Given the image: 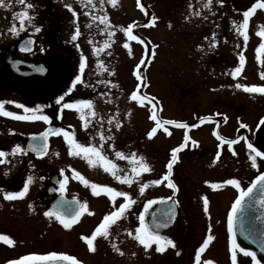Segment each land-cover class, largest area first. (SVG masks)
Masks as SVG:
<instances>
[{
  "label": "flooded vegetation",
  "instance_id": "af4514ba",
  "mask_svg": "<svg viewBox=\"0 0 264 264\" xmlns=\"http://www.w3.org/2000/svg\"><path fill=\"white\" fill-rule=\"evenodd\" d=\"M163 1L167 2L163 7L164 13L169 14L173 21L171 31L177 33L174 35L175 39L160 42L161 46L151 56L143 54V42L139 40L140 53L137 65L144 56H148V61L151 57L150 60L153 61L158 74H162L161 70L165 71V75L162 74L161 78L164 81L168 79V88L173 91L171 97H176L174 90L189 87L190 93L182 94L191 99L188 101L189 104L179 105L180 108L176 110L190 113L202 108L205 112H209L203 118L212 119L207 123H200L201 118H198L195 121H177L188 124V128L163 125L164 120L174 119L170 118V115L161 117L157 104H148L145 101L141 104L133 101L131 95L128 96L122 86L116 66L112 65L113 57L123 56L122 49H125L124 40H127V34L123 31L118 45H112L110 41V46L97 55L93 49L102 47L104 40L109 37L102 31L105 25L103 28L100 25L96 30L98 36L99 32L102 34L96 40L97 34L95 31L92 32L89 26L90 23L93 27L96 24L90 16L81 17L78 13V19L75 17L72 20L73 26L66 24L62 32L65 34L70 31L68 39L56 40L55 22L50 18L55 10L49 8V2L46 0L38 8L40 16H43V20L47 18L49 23V32H44L40 46L42 53L40 59L36 58L37 52L34 48L30 53L18 52L17 44L20 40L6 45L0 43V100H14L30 109L40 106L37 114L50 117V120L45 122L22 121L0 115V128L4 129L3 134L9 139L8 145H11L12 140L17 137L18 133L15 129L21 126L35 128V131L26 134V139L37 136L49 128H63L74 134L80 143L97 146L100 143L97 132L103 131L106 136H114V140L105 142L106 145L114 144L117 150L126 154L135 152L138 156H143L151 166V171L142 173L141 177L134 179L131 185L124 184L116 180L110 172L105 171L101 163L97 162L90 166L83 154L69 155V145L63 135L55 134L49 135L48 152L43 157H37L33 153L14 157L8 153L4 158L7 162L0 164V234L10 236L14 243L6 245L0 241V264H7L9 260L25 255H43L51 251L72 255L81 264H196L195 253L209 235L213 236V239L201 253L200 264H205V261H211L212 264H232V236L227 227V220L239 191L225 181L238 179L241 187L246 189L255 176L264 171V158H257L258 167L253 168L249 158L251 150L247 148V144L252 143L255 148L264 151L257 144L258 129L262 125L260 121L264 118V94L249 93L235 86L236 84L264 86V51L259 54L256 51L258 46L264 43V37L257 35V32L264 31V25L259 23L264 19V9L258 8L250 16L246 30L249 39L245 42L237 28L243 21L242 13L255 3V0H250L248 6L246 4L241 6L240 0H223L222 4L219 0H213L210 8L203 7L207 0ZM94 3L98 4L99 1L94 0ZM127 3L126 1V5ZM122 4L123 0H117L115 6L108 3L117 13L125 11ZM156 4L157 9L154 3L146 6L145 0H139V4L138 0L133 1L136 13L140 17H148L147 25L152 24L153 17L155 24L159 21L157 13L163 3ZM105 7L109 8L105 4L100 5L101 10H105ZM16 11L19 9L14 10ZM195 12H200L199 20L193 17ZM64 14H66L64 17L69 16V12L64 11ZM180 17L184 18L183 24ZM65 20L70 22L71 19L65 18ZM132 25L134 32L137 24ZM0 26L11 27L10 23H3ZM76 27H79L81 35L73 41L71 36ZM126 27L127 25L124 28ZM213 32L216 33L215 46L212 42ZM176 36H181L183 39L178 40ZM162 49L164 51H161ZM157 53L161 55L160 58H157ZM241 55L245 57V62L240 73L233 76L234 70L240 67ZM9 56L12 60L22 63L41 64L45 70L37 73L30 70L29 66L22 65L18 67L16 73L8 72L4 60ZM81 56L86 57L83 74L85 83H77L73 88L72 82L79 74ZM99 61L104 62V69L99 68ZM180 61L182 66L178 67ZM150 66L151 64L147 65L145 70L147 71ZM138 84L139 80L136 77L133 91L137 92ZM69 89L72 91L69 92ZM143 91L141 96L144 97ZM65 93L68 94L64 101L58 105L57 98ZM81 99L92 100L97 112V117H88L91 123L87 129L80 118V112L74 108H61L63 103ZM144 105L152 110L146 117ZM176 106L177 104L174 105ZM4 107L5 110L20 115L31 114L25 113L22 108L14 104L6 103ZM242 111L257 112L260 115L240 122L237 114ZM154 113L157 120L161 121L162 127L149 138L148 133L156 126V121L151 119ZM218 113L221 115H217ZM109 119H112V124L108 123ZM116 120L121 123L119 129L115 127ZM241 124H246L247 127H241ZM164 128L168 131L165 132ZM176 129L182 131L178 145L171 143L163 145L161 153L160 136L164 140L171 141L174 132H177ZM215 132L224 140H237V143L230 147L226 143L221 144V141L215 139ZM185 135L189 140L177 153V160L173 164L170 179L176 185V189H172L167 186V181L163 177L168 171L166 165L171 159L172 149L185 143ZM0 140L6 143L3 137H0ZM193 141L196 143L193 144ZM104 152L121 169L130 172L131 166L128 161L116 158L111 147L105 146ZM217 153L220 154L219 158ZM15 165H18V170H14ZM73 169L91 183L128 192L136 201L127 214L111 227L109 238H97L94 242L96 248L94 252L88 249L82 236L91 235L103 222V217L125 201L123 197H117L113 201L103 192L94 195L90 184L85 185L73 177ZM29 175L35 179L23 198L14 200L4 198L6 191H20ZM17 176L19 177L16 178ZM65 177L68 178V183L66 191L61 194L58 191V181ZM155 179H161V183L150 184L144 193L140 194V184ZM73 197L81 202L86 201L88 211L71 228L65 229L54 217L49 218L44 215L52 204L61 200L72 201ZM205 198L208 201L207 211L204 210ZM150 199L157 201L152 206L162 201H170L175 207L173 208L175 216L171 219H161L158 212L145 215L147 225L153 224V216L162 222L167 220V227L158 231L172 239L175 248L168 247L163 253L155 251V245L145 251L134 239V230L139 226V214ZM74 208L75 205L64 206L63 211L70 213ZM130 231L133 232L131 236L128 234ZM113 244L123 255L112 247ZM236 254L237 264H253L252 258L243 255L238 249Z\"/></svg>",
  "mask_w": 264,
  "mask_h": 264
},
{
  "label": "snow or ice",
  "instance_id": "6c2138e0",
  "mask_svg": "<svg viewBox=\"0 0 264 264\" xmlns=\"http://www.w3.org/2000/svg\"><path fill=\"white\" fill-rule=\"evenodd\" d=\"M78 2L81 4L82 7L94 9L96 7V4L94 3V0H78ZM213 0H207L206 3H204V8H210L212 5ZM219 2L222 4L223 0H219ZM104 0H100V4L103 5ZM108 3L112 4L113 6L116 5L117 0H108ZM13 4L20 6V10L13 13V19L18 20L19 24L13 23L9 29V31L13 35H19L20 31H23L26 27V25H32L34 28V31L38 33L40 31L39 27H36L33 24L34 16L31 13V10L34 9V4L30 2V0H0V8L9 9L13 7ZM139 4V0H138ZM65 7L72 12L73 16L78 19V13L73 9L71 3H66ZM191 7V5H190ZM264 9V2H261V0H256L255 3L251 5L246 11L242 13L243 15V21L237 28V31L240 32V34L243 36L245 42L249 39L247 35V28L249 26V18L250 16L258 9ZM86 16H90L92 21H99L100 24L105 25V28L102 30L107 33L109 39L104 40L102 47L94 48L93 51L99 55L100 52H102L104 49L108 48L110 46V39L112 37V32L109 31L110 27V21L107 15H96L92 12H85ZM195 15H200V12H195ZM207 19V17H205ZM155 21V17H153V23ZM235 23V22H233ZM90 26V25H89ZM133 25L129 24L126 28L123 29V31L127 34L128 38L131 40H138L139 37L136 35H133L132 32ZM81 35L79 27H76L74 34L71 36V39L73 41H76L78 37ZM257 35L264 37V31L257 32ZM205 39H208V37H205ZM92 43V41H89ZM212 42L213 46L216 44V33H212ZM34 44V40L31 38L21 46V51L23 52H31L32 51V45ZM125 48L128 47V44L124 45ZM257 53H261L264 51V43H261L258 48L256 49ZM259 59V55L257 56ZM240 60V67H237L234 72L232 73L233 76L240 73L241 68L243 67V64L245 62V57L241 55L239 57ZM98 66L100 69H104V62L99 61ZM86 68V57L81 56L80 63H79V74L76 75L75 79L72 82L73 88L77 85V83H85L83 80V74L85 72ZM45 69L43 67H36V71L43 72ZM110 83V82H108ZM91 86V85H88ZM237 88H243L244 91L249 93H259L264 94V86H257V85H241L236 84ZM69 92L72 91V89L68 90ZM68 93H65L64 95L57 98L56 103L58 105L61 104V101H64L65 96ZM101 95H104V93H101ZM131 99L133 101H138L141 104H143V101L145 97L140 96L137 94L136 91H133L131 93ZM149 103H151L152 98H148ZM14 104L18 108H22L25 113H31V114H25L20 115L12 111L5 110V104ZM62 109H75L76 111L81 113V120L84 121V127L87 129L89 123L91 121L88 119V117H97V112L95 111L94 102L90 99H81L77 100L75 102L71 103H63L61 105ZM87 110V112H85ZM40 111V106H36L35 108H28L23 104L17 103L16 101H4L0 100V115L13 118L16 120H22V121H35V120H43L45 122L50 120V117L47 115H38L37 113ZM221 115V114H217ZM101 119H103L101 117ZM151 119L156 121V126L151 129V131L148 133L149 138L153 136L157 132L159 128L162 127L161 121L157 120V117L155 113L152 115ZM225 119H227L225 117ZM112 119L108 120L109 124H112ZM261 124H264V118L260 121ZM163 125H176L180 128H188L189 125L185 123H178L174 120H164ZM195 126V125H193ZM115 127L119 129L121 127V123L119 120H116ZM241 127H247L246 124H241ZM101 128H103V124H101ZM110 131V130H109ZM164 131L167 132L168 129L164 128ZM51 134L55 135H63L65 141L69 145V155H75L80 156L83 154V156L88 160L89 165L92 166L94 163H101L104 167V170L107 172H110L116 180L131 185L133 183L134 179H139L142 175V173H146L151 171V166L147 163L146 159L143 156H138L137 153L131 152L130 154H126L124 151L117 150L116 146L114 144H105L106 141H112L114 140L113 135H105L103 131H98L97 134L99 135V146L95 144H83L80 143L74 136V134L69 133L63 128H49L46 129L43 133L39 134V137L33 136L32 140L36 141L39 139L40 143H29L27 146V149L22 147L20 144H16L14 147L11 148V154L17 155V154H23L26 155L28 151H31L35 153L37 156L43 157L47 154L49 144H48V137ZM217 135V138L221 140L222 142L226 143L229 147L235 143H237V140H227L225 141L223 137L219 136L218 133H214ZM185 143L180 144L177 148L172 149V156L169 162L167 163V173L163 177L164 180L167 181V186L172 189H176V185L172 182L170 179L172 175V168L173 164L177 160V153L180 152L185 146L187 141L189 140V137L185 135ZM196 142L193 141V144ZM105 146L111 147L114 152V156L116 158L126 160L130 164V172L127 169H121L119 165H117L112 159L108 157V155L104 152ZM247 148L251 150L250 154V160L252 161L251 166L253 168H257V158H264V151L258 150L253 146L252 143L247 144ZM235 154V153H234ZM8 153H6L3 150H0V164L6 163V159H4ZM219 153H217V158H219ZM34 167V165H33ZM73 171V177L76 179H79L82 181L85 185L91 186V189L93 191L94 195H100L102 192L109 195V197L115 201L117 197H123L124 203L119 204V206L109 214L105 215L103 217V222L99 224L98 227L91 233V235L82 236V239L86 242L87 247L90 251H95L96 248L94 246V242L97 240L98 237L100 238H109L110 236V229L113 225L117 223V221L124 217L127 214V211L132 207L133 204L136 203L135 200L132 199L130 194L125 191H118L115 188L108 187V186H101L95 183H91L88 180H86L79 172H77L75 169ZM122 173V174H121ZM61 175H63V170H61ZM34 177L29 175L27 176L23 188L20 191H6L4 192V198L7 200H14L17 198H23L25 194L29 191V185L34 182ZM40 179H43V177H40ZM59 183V189L58 191L63 194L64 191H66V185L68 183V178L65 177L63 180L58 181ZM161 183V179H155L151 180L148 183H141L139 187L140 194H143L144 191L149 187V185H159ZM226 184L233 185L238 191L239 195L235 199V202L231 206V212L228 214V230L229 232H233V224H234V217L236 214L240 211H242V205L246 197H250L254 191L257 189L259 190V198L256 201L260 206L264 207V171L259 172L258 175L255 176V178L251 181L249 186L245 189L241 187V182L238 179H229L225 181ZM213 187H216V185H213ZM157 203L156 200H147V202L144 204V210L139 214V226L135 228L134 230V239L147 251L148 249L152 248L153 245H155V251L159 253H163L166 251L168 247L175 248V242L170 239L169 237L162 235L158 229L167 227V220L161 221L160 219L153 216V224L147 225L145 224V215L148 213L149 208L153 204ZM207 198L204 199V205H205V211H207ZM72 205H75V208L72 212L66 213L63 211L64 206L71 207ZM88 211L87 202H81L76 199V197H73L72 201L67 200H61L54 204L51 209L44 212V215L49 218H55L65 229L71 228V226L78 222L79 218ZM166 216H168V219H171V216L168 213H165ZM257 219H260L258 217ZM130 236L133 235V232L128 233ZM213 239V236L209 235L207 239L203 241V244L201 247L196 251L195 253V260L196 264H200L201 259V253L205 250V248L208 246L209 242ZM245 239H252L251 234H245ZM260 239H261V251H264V232L260 233ZM0 241H2L6 245H12L14 243L13 239L10 238L8 235H2L0 234ZM255 242V240H253ZM232 245V264H237V249L243 253V255L251 257L253 264H260V261L257 259V254L254 251H250L246 248L241 247L239 244H237L235 239V234H233V238L231 240ZM112 247L116 249L117 252H119L121 255L123 253L120 251V249L113 244ZM179 254V253H178ZM7 264H81V262L74 256L51 251L43 255H37V254H30L25 255L22 257H19L18 259L9 260ZM205 264H212L211 261H205Z\"/></svg>",
  "mask_w": 264,
  "mask_h": 264
},
{
  "label": "rangeland",
  "instance_id": "374dc122",
  "mask_svg": "<svg viewBox=\"0 0 264 264\" xmlns=\"http://www.w3.org/2000/svg\"><path fill=\"white\" fill-rule=\"evenodd\" d=\"M99 1V3H96V7L94 9H89V8H85L82 7L81 4L78 2V0H47V2H49V8L55 10L53 12V15L50 16L51 20L55 22V28H54V32H56V40H62L63 38L68 39V36L70 34V31L68 33L63 34L62 32L65 30L66 28V24H68L69 26H73L74 21H72L75 17L73 16L72 12L69 11L66 7L65 4L66 3H71L73 9L77 12L80 13V16L83 17L85 14V12H92L96 15H107L110 21V27H109V31L112 32V37L110 39L111 44L112 45H118L119 42L121 41L122 38V33H123V29L124 27L129 24H137L136 25V30L133 32V35H136L139 37L138 40H131L129 38H126L127 40H124L126 42V44H128V47L125 49H122V57L120 58H115L113 57L112 59V65L114 67V65L116 66V69L120 75V79L122 81V86L125 89V91H127L128 96L131 95V93L133 92L135 86H136V76H135V69H136V65H137V60H138V56H139V48H138V43L139 40H141L143 42V54H150V56L153 54V52H155L156 50H158V47H160L161 45L159 44L160 42H167L171 39H175L174 35L177 34L174 31H171V27H173V21L172 18H170L168 15H166L163 10V7L167 5V2L163 1V0H145V5H150L152 3H154V7L157 9L156 7V3L158 2H162L163 4L160 7V11H158L159 14L157 17L159 19V21L155 24H146L148 17L144 16V17H140V15H138L136 13V11L134 10V6H133V1L134 0H123V9H125V11H121L119 13L114 12V9H112L109 5H108V0H104L105 6L107 5L109 8L105 7V10H101L100 9V0H97V2ZM126 1L128 2L126 5ZM250 0H240L241 6L243 4H246L248 6V4ZM256 1V0H255ZM262 2H264V0H261ZM31 3L34 4V9L31 10L32 15L34 16V20H33V24L36 27L40 28V31L38 33H36L34 31V28L32 25H26L25 29L23 31L19 32V35H13L9 29L10 28H0V43L1 45H6L9 43H13L16 42L17 40H20L23 37L26 36H32L36 39L35 42V47L34 49H36V58L40 59L41 58V50H40V46L43 42V38H44V30H43V16H40V13L38 11V8L43 5L46 0H30ZM245 2V3H244ZM249 2V3H248ZM150 3V4H148ZM182 3V1L180 2ZM127 7V9H126ZM15 9H19L20 10V6L13 4V7L9 8V9H4V8H0V24L3 23H10V25H12L13 23L19 24L18 20H14L13 19V13ZM65 12H69V16L64 17V11ZM63 11V12H61ZM104 11V12H102ZM156 14V15H157ZM73 16V18H72ZM86 16V15H85ZM80 17V19L82 20V18ZM194 18H196L197 20H199V16L198 15H194ZM258 17V16H257ZM65 18L67 19H71L70 22L65 20ZM181 21L184 19L183 17H180ZM261 20L263 19L262 17L260 18ZM145 23V25L143 26V24ZM184 23V21H182V24ZM261 25H264V19L262 20V22H259ZM81 24V22H80ZM96 26L93 27V24L90 23L91 26V31L92 32H96L97 34V30L98 27L101 25V27L103 28V24H100V22L97 20L95 21ZM181 24V22L179 23ZM183 27V26H182ZM104 29V28H103ZM179 30V29H178ZM73 34V33H72ZM71 34V35H72ZM102 33L99 32V36L97 34L96 40L99 39L100 35ZM105 34L107 35V33L105 32ZM58 37V38H57ZM178 36H176L177 38ZM178 40L183 39L181 36L177 38ZM148 49V51H147ZM161 51H164V49H162ZM114 54V53H113ZM157 58H160L161 55L160 54H156ZM151 57H149V63L151 62V66L150 68L146 71L145 73V77H146V85L143 91V95L145 97H149L152 98V100H154L159 108V110L161 111V117L163 115H167V117L170 115V118H173L175 121H195L198 118H202L205 117L206 115H208L209 112H205L202 108L197 109V111L195 110L194 112H190V113H186V112H181L176 110V108H180L179 105H187L189 104L188 101H190L191 99L187 96L184 97L182 96V94L184 93H190L189 92V87H182L180 90H174V94H176V97H171V93H173L172 90H170L169 87V82L168 79L167 81H164L161 77L162 74L165 75V71H162V74H158V72L156 71L153 61L150 60ZM155 59H157L156 57H154ZM154 60V59H153ZM182 66V62H178V67ZM182 85L183 82H182ZM254 85V84H253ZM198 87V86H197ZM179 91H182L183 93H180ZM177 104L176 107H174V105ZM198 106H200L199 103H197ZM144 110V116H148L150 114V112L152 111L150 108H148L146 105H144L143 107ZM252 111V110H251ZM251 111H242L240 113L237 114V116L239 117L240 122L242 121H248L249 118H253V117H257L258 115H260L257 112H251ZM167 119V118H165ZM238 120V119H237ZM4 129L0 128V137L5 138V142L6 143H2V140H0V150L5 151L6 153L11 154V148L14 147L16 144H20L22 147L25 145V139H26V134L28 135L30 132L35 131V128L33 127H29V126H21V127H17L15 129V132L18 133L17 137L14 138L12 140V144L8 145L7 143L9 142V139L6 138L7 135L3 134ZM177 132H174L173 136L171 137V141H167L164 140L161 136H160V152L162 153V147L163 145L166 146L168 143H171L172 145H178V141L180 139V137H182V131L176 129ZM200 146V145H199ZM202 146V145H201ZM197 148V147H196ZM12 155V154H11ZM14 157H19V154L17 155H13ZM161 159H163V157L161 156ZM15 168V169H14ZM12 168L14 170H18V165H15V167ZM19 176H17L16 178H18ZM223 245V241H221ZM42 243L44 244V239L42 240ZM49 243V242H48ZM213 248H215V246L213 245Z\"/></svg>",
  "mask_w": 264,
  "mask_h": 264
},
{
  "label": "water",
  "instance_id": "95a60500",
  "mask_svg": "<svg viewBox=\"0 0 264 264\" xmlns=\"http://www.w3.org/2000/svg\"><path fill=\"white\" fill-rule=\"evenodd\" d=\"M45 28L46 31L49 32L48 23L45 22ZM31 37H27L22 39L17 46V49L21 53H29V52H23L21 51V46L25 44ZM34 40L33 38H31ZM34 45V44H33ZM32 45V49H33ZM5 68L8 72L16 73L19 66L25 65L29 66L30 70L40 73L39 71H36V67H42L41 64L33 65V64H24L16 60H11L10 56L5 58L4 60ZM146 65V59H144L141 64L137 68V74L140 77V85L138 87L137 94L142 91L145 80L143 77V70ZM153 103V102H151ZM203 121H209L203 120ZM39 137V136H37ZM217 138V135H216ZM258 138V144L260 147L264 149V124H262L258 130L257 134ZM218 139V138H217ZM219 140V139H218ZM41 141L37 139L36 141L32 140V137L28 139L26 143V149L29 143H40ZM27 153H33L31 151H28ZM35 154V153H33ZM35 156H37L35 154ZM40 157V156H37ZM259 190L253 192V194L250 197H246L243 205H242V211L238 212L236 216L234 217V224H233V232L232 234H235V239L237 244H239L241 247L246 248L250 251H254L257 254V258L260 259L261 264H264V251H261V239H260V233L264 232V207L260 206L256 201L259 198ZM54 204L51 205L50 209L52 208ZM159 213V216L161 219L168 218V216L165 215V213H168L171 218L175 216L174 209L172 206V203L170 201H164L160 202L157 205L151 206L148 210V215H151V213ZM260 217V219H257ZM151 225V224H150ZM251 234L252 239H245V234ZM255 240V242H253Z\"/></svg>",
  "mask_w": 264,
  "mask_h": 264
}]
</instances>
